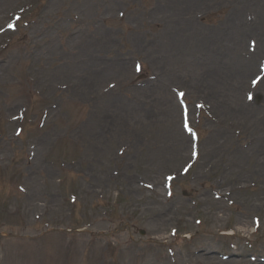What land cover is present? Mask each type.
Listing matches in <instances>:
<instances>
[{
    "label": "rangeland",
    "instance_id": "374dc122",
    "mask_svg": "<svg viewBox=\"0 0 264 264\" xmlns=\"http://www.w3.org/2000/svg\"><path fill=\"white\" fill-rule=\"evenodd\" d=\"M21 2L28 0H0V18L17 4L21 9ZM90 2L93 6L83 14L79 3ZM67 9L65 0H45L36 7L38 20L32 12L31 17L26 14V21L33 19L16 38L11 33L0 36V45L9 42L0 50V107L9 122L26 109L25 118L34 123L25 124L22 136L15 139V125L0 119V158L4 157L0 225L5 226L0 228V264L228 263L217 254L228 255L233 264H249L252 252L264 261V78L256 91L260 107L244 104L247 83L264 61V0H74L68 15H79L83 40L91 38L98 22L96 26L107 33L103 43L120 42L119 52L110 44L103 49L107 53L95 52L92 61L88 57L95 40L83 44L89 52L77 51L71 43L79 32L71 22L66 24ZM127 31L142 38L148 74L156 73L166 87L187 90L191 103L212 106L221 123L217 126L203 113L207 130L201 128L203 157L195 174L202 177L204 169L207 173L200 181L189 175L175 182L170 203H165L161 190L164 176L187 160L190 145L186 138L187 145L178 152L183 158L175 162L172 151L185 136L174 95L165 87L146 88L127 94L129 102L113 91L105 92L117 78L129 77L127 64L124 73L94 65L99 63L96 59L110 57L111 51L116 59L135 56L121 54L133 51L130 42L120 38ZM250 41L254 45L249 51ZM240 51L249 56L247 64L253 69L230 79L242 71L240 60L246 61ZM157 56L165 60L155 62ZM210 70L217 71L216 82L202 83ZM26 75L40 77L41 86L29 85ZM36 90L40 94L46 90L49 100L41 101ZM229 124L249 130L235 142ZM247 141L252 145L241 149ZM30 144L36 145V155L27 165L24 158ZM259 145L261 153L256 154ZM62 160L66 162L60 167ZM61 179L67 182L64 186L58 185ZM17 185L28 196L18 194ZM147 185L159 189L158 198L145 190ZM69 192L78 194L80 201L72 215L63 201ZM30 205L33 213L51 206L54 219L58 212L64 213L68 216L64 226L45 230L31 217L30 228L24 230L22 211ZM150 207L154 210L145 213ZM162 208L167 215L157 221ZM254 217L261 227L253 235ZM86 224L91 227L85 231ZM224 231L234 236H223ZM245 241L253 250L245 247ZM196 251L210 252L215 262L197 261ZM168 252H178L183 261L172 263Z\"/></svg>",
    "mask_w": 264,
    "mask_h": 264
},
{
    "label": "bare ground",
    "instance_id": "6f19581e",
    "mask_svg": "<svg viewBox=\"0 0 264 264\" xmlns=\"http://www.w3.org/2000/svg\"><path fill=\"white\" fill-rule=\"evenodd\" d=\"M92 6H93L92 3H90L88 6H82V7H81L82 12H87V11L89 10V8L92 7ZM1 8H4V6L1 5ZM95 26H96V25H95ZM95 26L93 27V32H91V34H90L91 38H86L85 40H83V38H82V34L80 33V34H78V36L74 39V40H75V41H74V46H76L77 51H78L80 54H81L82 52H89V51L86 49V45L83 46L84 43L88 42V40H91L92 38L95 40L93 43L90 44L91 46H93V48H92L91 51L89 52L90 57H88V58H90V59H92V60H93V57H94L93 54H94L95 52H97V51L101 52L102 49H103L104 47L106 48V46H107V45H106L105 43H103V42H102L101 44H98L99 39H102V38H103L104 33H102L101 30H100L99 28L95 27ZM78 47H79V49H78ZM80 47H81V48H80ZM90 61H91V60H90ZM241 62L244 63L243 68H242V71L239 70V71L235 72L234 75H231V76H230V79H232V78H234V79L242 78V77H244L245 74L247 73L246 71L252 68V65H251V64H247L246 61H241V60H240V64H241ZM94 65H96V66H102V65H104V63H101V64L95 63ZM108 67H111V68H110L111 71L114 69V67H112V65H111V66H107V67H105V68H108ZM120 67H122V65H120ZM105 68H102V69H105ZM216 72H217V71H215V70H210V71L208 72V74L206 75L207 77H204V78L201 79L200 81H201L202 83H204V84L212 83V82L215 83L216 81H215L214 76H215ZM208 77H210V78H208ZM233 84H234V83H232V87H233ZM181 142H182L183 144H182V143H181V144H177V145L174 147V150L172 151V152H174V154H175V157H174V161H175V162L178 161V159H179V157H180V155L178 154L179 150L185 148V145H184V144H187V142L185 141L184 138L182 139ZM261 147H262V146H260V145L257 147L256 154H260V153H261ZM179 153H181V152H179ZM166 215H167V214H166V209L162 208V213H161V215H159V216L157 217V221L161 220V219L163 218V216L165 217ZM226 235H231V234H230V233H226ZM210 255H212L210 252H203V253L199 254V255L196 257V260H197V261H202V262H207V261H208V263L215 262L214 258H210ZM206 260H207V261H206ZM227 264H233V263H232V261H230V262L227 263Z\"/></svg>",
    "mask_w": 264,
    "mask_h": 264
}]
</instances>
